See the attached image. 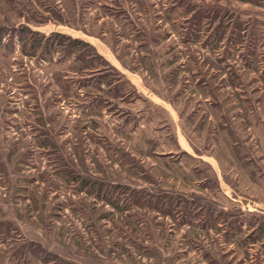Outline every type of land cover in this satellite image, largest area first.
<instances>
[{"label":"rangeland","instance_id":"374dc122","mask_svg":"<svg viewBox=\"0 0 264 264\" xmlns=\"http://www.w3.org/2000/svg\"><path fill=\"white\" fill-rule=\"evenodd\" d=\"M0 33V264H264V0H0Z\"/></svg>","mask_w":264,"mask_h":264},{"label":"trees","instance_id":"16d2710c","mask_svg":"<svg viewBox=\"0 0 264 264\" xmlns=\"http://www.w3.org/2000/svg\"><path fill=\"white\" fill-rule=\"evenodd\" d=\"M117 7L119 8L120 6H117ZM24 31L26 33L30 34L31 36L27 38L26 36L28 34H25V32L23 33L22 31L21 32L19 31V35L18 36H19V40L23 43L22 44L23 49L26 48V46L28 45L29 42H31L29 44L30 45L32 44L33 47L35 45L38 46L39 41L36 38L40 36L39 33L38 32H31L28 29H25ZM50 37H54L57 41L52 40V42H49ZM2 38H3V34L0 33V42H1ZM56 46L58 48H60V53H62L64 55L68 54V53L70 54L72 52H78L77 57L78 58L82 57V59H85L86 61L85 60L84 61L86 62L87 66H88V64H93V59L94 58H98L97 54H94V53L86 54L87 52L85 51V49H91L90 45L88 43H86L82 39L71 38V37L66 36L64 34H61V33H51L49 35V37L45 40L44 44L41 45V47H42L41 51H42V53L49 52L50 51L49 49L51 47H56ZM36 47H34V48H36ZM32 54H36V51L33 52ZM65 172H67L69 174L72 173V171H68V170H66ZM112 204H114V203H112Z\"/></svg>","mask_w":264,"mask_h":264}]
</instances>
